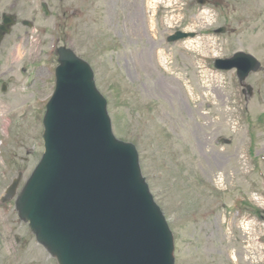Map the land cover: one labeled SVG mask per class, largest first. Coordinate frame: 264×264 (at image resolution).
Returning a JSON list of instances; mask_svg holds the SVG:
<instances>
[{
  "label": "rangeland",
  "instance_id": "rangeland-1",
  "mask_svg": "<svg viewBox=\"0 0 264 264\" xmlns=\"http://www.w3.org/2000/svg\"><path fill=\"white\" fill-rule=\"evenodd\" d=\"M209 1L0 0V24L3 13L19 18L0 49V199L19 172L23 187L44 153L65 46L94 69L117 138L137 147L176 264H264V0ZM177 31L197 35L169 43ZM239 51L263 66L244 83L254 89L248 100L235 71L214 68ZM0 264H57L14 201L0 200Z\"/></svg>",
  "mask_w": 264,
  "mask_h": 264
},
{
  "label": "water",
  "instance_id": "water-1",
  "mask_svg": "<svg viewBox=\"0 0 264 264\" xmlns=\"http://www.w3.org/2000/svg\"><path fill=\"white\" fill-rule=\"evenodd\" d=\"M13 23L6 17L1 29L8 32ZM188 37L194 36L170 40ZM59 53L57 89L44 121L46 153L18 197L20 218L59 264H174L172 233L141 176L136 148L114 137L89 64L70 49ZM218 64L237 67L242 81L260 68L244 53Z\"/></svg>",
  "mask_w": 264,
  "mask_h": 264
},
{
  "label": "bare ground",
  "instance_id": "bare-ground-1",
  "mask_svg": "<svg viewBox=\"0 0 264 264\" xmlns=\"http://www.w3.org/2000/svg\"><path fill=\"white\" fill-rule=\"evenodd\" d=\"M158 0H153V4L156 5ZM4 110L0 108V117L3 115Z\"/></svg>",
  "mask_w": 264,
  "mask_h": 264
}]
</instances>
